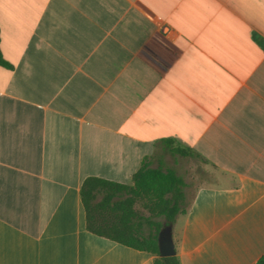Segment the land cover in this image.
<instances>
[{"label": "crops", "instance_id": "1", "mask_svg": "<svg viewBox=\"0 0 264 264\" xmlns=\"http://www.w3.org/2000/svg\"><path fill=\"white\" fill-rule=\"evenodd\" d=\"M0 48V264H154L81 192L146 158L187 183L180 264L264 255V0H0ZM165 139L207 163L193 188Z\"/></svg>", "mask_w": 264, "mask_h": 264}, {"label": "trees", "instance_id": "2", "mask_svg": "<svg viewBox=\"0 0 264 264\" xmlns=\"http://www.w3.org/2000/svg\"><path fill=\"white\" fill-rule=\"evenodd\" d=\"M0 65L13 67L3 57L1 48ZM164 141L172 152L189 155V150L174 146L173 140ZM186 185L175 169L161 164L153 167L149 158L135 173L132 185L89 176L81 189L87 227L98 235L153 252L157 255L154 264H180L176 254L160 255L158 236L164 226H173L177 218L188 211L192 199L186 193ZM138 204L149 214H144ZM145 224L149 226L148 231ZM255 264H264V255Z\"/></svg>", "mask_w": 264, "mask_h": 264}, {"label": "rangeland", "instance_id": "3", "mask_svg": "<svg viewBox=\"0 0 264 264\" xmlns=\"http://www.w3.org/2000/svg\"><path fill=\"white\" fill-rule=\"evenodd\" d=\"M179 153H170L168 152L166 154V161L167 164L170 166H177V169L180 171V173L183 174L185 179L191 184L192 188L194 185L198 184V181L200 180V174L199 172L202 173L204 170H207L208 165L205 161L200 160L196 156L193 155H181L178 157ZM199 171V172H198ZM137 207L144 213V214H149L147 210H145L142 206L139 204ZM160 219V218H159ZM145 229L146 231L149 230V226L145 224Z\"/></svg>", "mask_w": 264, "mask_h": 264}, {"label": "water", "instance_id": "4", "mask_svg": "<svg viewBox=\"0 0 264 264\" xmlns=\"http://www.w3.org/2000/svg\"><path fill=\"white\" fill-rule=\"evenodd\" d=\"M158 245L161 256L165 257L176 254V245L174 241L172 225H166L160 230L158 236Z\"/></svg>", "mask_w": 264, "mask_h": 264}]
</instances>
